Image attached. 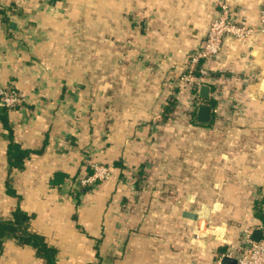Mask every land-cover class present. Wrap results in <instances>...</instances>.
Returning a JSON list of instances; mask_svg holds the SVG:
<instances>
[{
	"label": "crops",
	"instance_id": "0c3cea01",
	"mask_svg": "<svg viewBox=\"0 0 264 264\" xmlns=\"http://www.w3.org/2000/svg\"><path fill=\"white\" fill-rule=\"evenodd\" d=\"M221 2L258 26L264 0H0V85L25 94L6 108L30 150L11 168L0 121V220L30 214L57 264H216L259 228L264 35L227 36L200 64L216 79L199 89L207 124L201 104L165 118L162 81L186 70ZM93 162L109 177L80 186ZM204 205L208 219L185 215ZM0 264L45 262L8 238Z\"/></svg>",
	"mask_w": 264,
	"mask_h": 264
},
{
	"label": "built area",
	"instance_id": "2783aa9c",
	"mask_svg": "<svg viewBox=\"0 0 264 264\" xmlns=\"http://www.w3.org/2000/svg\"><path fill=\"white\" fill-rule=\"evenodd\" d=\"M219 4L220 9L208 27L204 43L192 53L187 62L186 70L184 72L181 71L180 74L182 75L181 81L190 82L189 86L197 90L195 93L196 97H194L196 100L191 103L194 106L204 104V101L201 100L202 97L199 95L201 84L206 82V79L216 84V79L209 74L208 69L200 67V64L209 62L218 56L225 37L232 36L235 39L244 40L246 38H257L260 34L264 35V6L260 11L258 26L252 27L237 16L227 2ZM198 72L199 75L197 74ZM24 99L25 94L12 85H0V106L13 109L20 105ZM93 167L94 173L92 175L79 179L80 186L85 187L93 184L96 180H103L109 177L110 169L106 165L95 163ZM258 227L263 231L259 240L251 239L252 231H250L244 236L235 250L225 255L236 257L237 264H264V223ZM216 264H220V261Z\"/></svg>",
	"mask_w": 264,
	"mask_h": 264
},
{
	"label": "trees",
	"instance_id": "16d2710c",
	"mask_svg": "<svg viewBox=\"0 0 264 264\" xmlns=\"http://www.w3.org/2000/svg\"><path fill=\"white\" fill-rule=\"evenodd\" d=\"M167 106V110L173 111L175 104ZM0 121L4 128L8 130L9 144L7 149L8 162L11 168L22 167L24 158L29 155L30 150L22 148L18 143L14 142L11 138L12 128L8 118V110L6 107L0 106ZM62 173H57L54 178V183H58V179L63 177ZM60 183V182H59ZM256 215L264 222V205L262 203H256L255 206ZM31 215L21 208H16L12 214L11 219L0 220V253L3 250V243L5 239L13 238L20 245H31L36 248V253L41 257L45 264H57L56 256L57 250L54 247L48 245L42 234L32 231L30 229Z\"/></svg>",
	"mask_w": 264,
	"mask_h": 264
},
{
	"label": "rangeland",
	"instance_id": "374dc122",
	"mask_svg": "<svg viewBox=\"0 0 264 264\" xmlns=\"http://www.w3.org/2000/svg\"><path fill=\"white\" fill-rule=\"evenodd\" d=\"M181 71L182 70H176V72L172 73V75L168 77V81H166L165 78L162 81V84L166 92L168 93L170 99V101L168 102V106L172 103L175 104L173 111H169L167 109L165 110V118H174L176 116H188L191 114L192 109L194 107V105H191V103L192 101L196 100V98H194L196 97V94L194 95V93H191V88L189 86L190 82L186 80L181 81ZM169 80L170 84L168 85ZM165 83L167 85H165ZM176 126L180 127L179 124H177ZM83 174L80 175L81 179L83 177H86V175L83 176Z\"/></svg>",
	"mask_w": 264,
	"mask_h": 264
},
{
	"label": "water",
	"instance_id": "95a60500",
	"mask_svg": "<svg viewBox=\"0 0 264 264\" xmlns=\"http://www.w3.org/2000/svg\"><path fill=\"white\" fill-rule=\"evenodd\" d=\"M208 90L209 89L207 86L202 87L201 94L206 97ZM210 116H211V107L206 104H201L197 110V121L202 124H207L210 120ZM185 215L187 217H190L191 219H197L199 217L208 219L209 208L206 205H204L201 211L193 212V213L187 212L185 213ZM262 232H263L262 229L255 228L251 233V239L259 240L260 237L262 236ZM220 264H237V258L229 255H224L220 260Z\"/></svg>",
	"mask_w": 264,
	"mask_h": 264
}]
</instances>
